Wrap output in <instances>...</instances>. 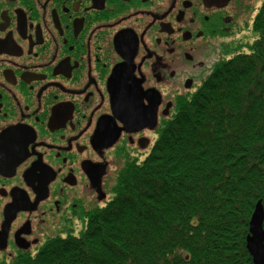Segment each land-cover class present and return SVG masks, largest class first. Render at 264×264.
Masks as SVG:
<instances>
[{"label": "flooded vegetation", "instance_id": "flooded-vegetation-1", "mask_svg": "<svg viewBox=\"0 0 264 264\" xmlns=\"http://www.w3.org/2000/svg\"><path fill=\"white\" fill-rule=\"evenodd\" d=\"M263 7L0 0V264L85 230Z\"/></svg>", "mask_w": 264, "mask_h": 264}, {"label": "trees", "instance_id": "trees-1", "mask_svg": "<svg viewBox=\"0 0 264 264\" xmlns=\"http://www.w3.org/2000/svg\"><path fill=\"white\" fill-rule=\"evenodd\" d=\"M252 30L144 162L122 170L85 230L9 264H253L249 222L258 202L264 211V7Z\"/></svg>", "mask_w": 264, "mask_h": 264}, {"label": "water", "instance_id": "water-1", "mask_svg": "<svg viewBox=\"0 0 264 264\" xmlns=\"http://www.w3.org/2000/svg\"><path fill=\"white\" fill-rule=\"evenodd\" d=\"M264 211L261 202L254 208L249 222V235L246 239V249L253 264H264Z\"/></svg>", "mask_w": 264, "mask_h": 264}, {"label": "rangeland", "instance_id": "rangeland-1", "mask_svg": "<svg viewBox=\"0 0 264 264\" xmlns=\"http://www.w3.org/2000/svg\"><path fill=\"white\" fill-rule=\"evenodd\" d=\"M252 24L248 23V25H245L244 26V28L242 30L244 32V33L242 32L244 34L243 37L241 36V34L237 37L238 43L240 45H242L241 47H244L245 48L244 50L247 49V46L250 45V43L252 42V39L255 36V33L252 30ZM240 36L243 38V40H239ZM6 264H9V263H6Z\"/></svg>", "mask_w": 264, "mask_h": 264}]
</instances>
